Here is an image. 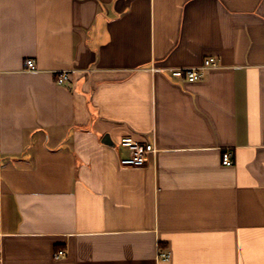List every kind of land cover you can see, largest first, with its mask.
<instances>
[{"label":"crops","instance_id":"0c3cea01","mask_svg":"<svg viewBox=\"0 0 264 264\" xmlns=\"http://www.w3.org/2000/svg\"><path fill=\"white\" fill-rule=\"evenodd\" d=\"M128 136L144 166L121 164ZM0 249L264 264V0H0Z\"/></svg>","mask_w":264,"mask_h":264},{"label":"built area","instance_id":"2783aa9c","mask_svg":"<svg viewBox=\"0 0 264 264\" xmlns=\"http://www.w3.org/2000/svg\"><path fill=\"white\" fill-rule=\"evenodd\" d=\"M218 67V60L214 56H210L205 59L204 63L199 67H186L176 68L172 70V75L177 78L186 79L187 81L194 82L203 78L204 71ZM26 68L30 71L36 70V64L33 59H27ZM69 78V73L63 71L58 77V83L62 84ZM122 147L128 149V155L121 158V164L126 167H141L144 166L150 159V157L156 152V148L153 143H141L135 140L133 137H124L119 143ZM222 162L226 166L233 165L232 153L227 150L223 153ZM66 255L65 250H59L55 254V258L59 259ZM158 257L161 260L167 261L171 255L169 252L160 251ZM0 264H2V251L0 249Z\"/></svg>","mask_w":264,"mask_h":264},{"label":"water","instance_id":"95a60500","mask_svg":"<svg viewBox=\"0 0 264 264\" xmlns=\"http://www.w3.org/2000/svg\"><path fill=\"white\" fill-rule=\"evenodd\" d=\"M103 142L104 143H107L109 145H112L114 146L115 144L111 141L110 137L108 135H106L104 138H103Z\"/></svg>","mask_w":264,"mask_h":264}]
</instances>
